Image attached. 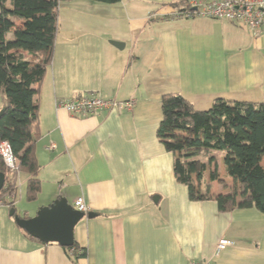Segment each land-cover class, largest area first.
<instances>
[{
    "label": "crops",
    "instance_id": "obj_1",
    "mask_svg": "<svg viewBox=\"0 0 264 264\" xmlns=\"http://www.w3.org/2000/svg\"><path fill=\"white\" fill-rule=\"evenodd\" d=\"M178 1L60 4L52 60L35 96L40 189L27 201L20 174L28 203L17 207L18 191L12 205L2 199L0 264H264V213L220 212L214 199L191 200L174 177L177 155L156 135L164 93H180L198 110L217 97L264 102V27L252 33L224 19L174 17L171 4ZM89 94L133 106L75 115L56 105ZM59 197L74 208L82 197L96 214L84 212L73 229L85 256L29 238L16 222ZM221 238L231 243L216 253Z\"/></svg>",
    "mask_w": 264,
    "mask_h": 264
},
{
    "label": "trees",
    "instance_id": "obj_2",
    "mask_svg": "<svg viewBox=\"0 0 264 264\" xmlns=\"http://www.w3.org/2000/svg\"><path fill=\"white\" fill-rule=\"evenodd\" d=\"M69 1L74 0H0V141H8L20 161L17 171H10L0 158V170L6 175L0 197L10 199V205L20 174L26 176L27 201H34L40 189L35 155L39 104L35 96L52 60L59 6ZM89 1L112 4L119 0ZM171 6L179 12L192 9L189 0ZM9 32L11 39H7ZM160 107L156 135L167 151L177 155L174 177L187 186L189 198L214 199L220 212L255 207L264 213V102L217 97L209 108L198 110L180 93L168 92L161 95ZM214 151L221 153L225 175L242 185L239 195L236 191L211 194L207 185L205 191L197 187L207 166L215 165ZM201 155L207 156L205 161L199 159ZM215 176V169L209 172L210 180ZM64 248L75 258L86 254L75 242Z\"/></svg>",
    "mask_w": 264,
    "mask_h": 264
},
{
    "label": "built area",
    "instance_id": "obj_3",
    "mask_svg": "<svg viewBox=\"0 0 264 264\" xmlns=\"http://www.w3.org/2000/svg\"><path fill=\"white\" fill-rule=\"evenodd\" d=\"M191 10L174 11V17L206 16L215 19H224L232 23L246 26L252 33H256L264 27V0H192ZM57 107L75 115L95 114L104 108L127 109L133 106V101H118L105 98L97 94L78 95L69 99H61L56 103ZM0 158L10 171H17L20 161L12 153L11 147L6 140L0 141ZM6 195V193H4ZM13 197V196H12ZM0 197V204L2 203ZM74 206L81 212L89 209L82 197L74 201ZM231 242L221 238L216 245V253L225 249ZM189 264H206L205 261H191Z\"/></svg>",
    "mask_w": 264,
    "mask_h": 264
},
{
    "label": "water",
    "instance_id": "obj_4",
    "mask_svg": "<svg viewBox=\"0 0 264 264\" xmlns=\"http://www.w3.org/2000/svg\"><path fill=\"white\" fill-rule=\"evenodd\" d=\"M112 43L116 46L122 44L118 41ZM2 112L3 108L0 109V116ZM5 176V172L0 170V190L4 185ZM83 215V212L75 209L65 198L59 197L48 206L38 209L33 217L15 219L17 224L33 237L45 243L57 242L67 247L73 244V229ZM86 215L91 218L96 214L87 212Z\"/></svg>",
    "mask_w": 264,
    "mask_h": 264
},
{
    "label": "rangeland",
    "instance_id": "obj_5",
    "mask_svg": "<svg viewBox=\"0 0 264 264\" xmlns=\"http://www.w3.org/2000/svg\"><path fill=\"white\" fill-rule=\"evenodd\" d=\"M213 153L216 156V159H218L219 158L218 156H219L220 152L219 151H214ZM217 165L210 166L208 168L207 173L209 174V172L214 171V169H215L216 176H215L214 180H210L209 176L205 175L203 177V185L201 187V190L205 191L206 185H207L209 193H211V192L215 193V192H217L219 190H223V191H225L224 193L236 191L238 193V195H239V193L242 191V185L240 183L234 181L231 178L224 177L223 174H222V169L224 171L223 165L219 164V167ZM221 167H222V169H221ZM19 184H20V182L18 181V186H19ZM24 188H25V184H22L18 188V194H17V197H16V204H17L18 208H22L21 204H25L26 205V203H28V202L25 201V199L23 197ZM27 205H29V204H27Z\"/></svg>",
    "mask_w": 264,
    "mask_h": 264
}]
</instances>
